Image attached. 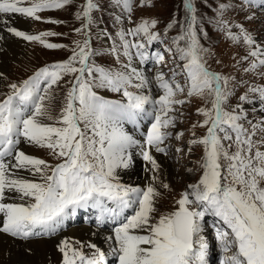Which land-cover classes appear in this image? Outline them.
<instances>
[{"label": "snow or ice", "instance_id": "obj_1", "mask_svg": "<svg viewBox=\"0 0 264 264\" xmlns=\"http://www.w3.org/2000/svg\"><path fill=\"white\" fill-rule=\"evenodd\" d=\"M72 3L73 0H0V31L48 50L62 49L64 45L47 40L62 34H29L11 26V18L19 15L61 24L62 21L42 18L40 13L64 9ZM115 3L122 5L129 23H134L133 0ZM145 5L150 7V0H140V7ZM234 6L221 3L218 14ZM97 7L94 0L80 6L75 18L84 23L74 29L76 33L88 34ZM183 8V22L174 16L163 35L151 31L157 26L155 19H144L127 32L118 33L122 55L127 60L119 69L96 65L91 60L96 53L90 38H86L82 43L74 41L67 60L42 67L28 79L8 85L9 92L0 99V233L22 240L50 234L77 209L93 208L99 211L98 223L109 220L117 224L108 239L113 242L111 250L118 264H208V244L201 233L207 223L205 218L211 216L220 222L216 236L224 253L221 264H264V121H248L250 127L246 128L241 123L246 119L242 109L226 110L231 94L229 78L210 71L207 65L208 51L198 38L194 0H183ZM177 24L179 34L171 41L175 52L172 47H165L164 52L183 61L185 83L176 80L174 70H170L169 79L162 70L157 71L154 80L162 94L153 99L145 93L151 88L148 77L133 66V60L138 59L142 65L165 64L162 52L150 53L148 49L154 43L163 44L167 31ZM218 24L229 40L246 46L247 54L241 59L252 58L246 72L264 68V45L240 25H234L240 30L234 34L223 20ZM129 36L134 39H126ZM111 51L119 62L120 51L115 47ZM65 76L73 77L67 81L71 87L59 113L53 116L55 88L61 86ZM96 88L118 93L123 99L107 100L94 91ZM249 91L258 93L264 103V87ZM193 97L211 105L197 109L204 119L192 126L206 128V134L189 141V151L192 145L203 147L202 174L179 194L174 211L157 218L154 213L158 211L156 198L160 193L153 183L140 188L117 181L116 170L129 167V150L137 144L123 131V125L151 119L141 155L151 165L152 181H156L159 165L151 150L165 151L161 145L172 135L167 129L175 127L176 122L170 113ZM240 100L246 101L247 96ZM181 136L183 133H178L176 138ZM22 140L50 150L60 162L50 165L27 155L18 149ZM21 172L38 176L39 180L28 179ZM162 187L167 189L169 185ZM128 209L132 214H125ZM75 243L79 247L68 240L61 241L58 248L62 264H105V252L95 244ZM85 246L92 251L85 253Z\"/></svg>", "mask_w": 264, "mask_h": 264}, {"label": "rangeland", "instance_id": "obj_2", "mask_svg": "<svg viewBox=\"0 0 264 264\" xmlns=\"http://www.w3.org/2000/svg\"><path fill=\"white\" fill-rule=\"evenodd\" d=\"M85 3L86 0H73V3L64 9L40 13L42 18L62 21L63 23L61 24L29 21V26H27L29 34H39L45 31L62 34L48 37L47 40L49 43L62 44L65 47L58 50H48L36 42H27L25 53H23L24 55L22 54V57L18 56L11 60L6 59L5 61L0 60V73L3 74V76H0V99H3L4 94L9 92V84L20 83L42 67L67 60L72 54L70 50L75 47L74 41L82 43L86 38H90L91 48L96 53L91 60L98 66L119 69L123 64L127 63V60L122 55V41L118 33L121 31L127 32L128 29L135 27L136 24L144 19H155L157 26L155 29H151V31L163 35L167 29V25L172 21L174 16L180 22H183L185 17L183 0H150V7L147 5L140 7V0H133L131 20L134 23H129L128 14L123 10L122 5L115 3V0H94V3L98 7L92 13L94 22L89 26L88 34L85 35L84 33H76L74 31V29L81 28L84 23L83 20H77L75 14L81 10L80 6ZM221 3H232L235 6L220 15L218 14V6ZM261 3L262 0H251L250 3H244L243 0H194V6L197 10L196 15L198 17V38L202 47L208 51V55L206 56L207 65L210 71L229 78L228 89L231 94L225 108L228 111L236 108L242 109V114L246 116V119L242 120L241 123L246 128L250 127L248 121H251L253 124L264 121V117L260 119V113L255 111L260 105L259 102H261L259 94H253L249 91L250 88L264 87V74H262L260 69L256 72L245 71L252 59L249 58V61L241 59L247 54L246 46L243 43L235 44L229 40L226 33L220 30L218 21L223 20L226 22L234 34H239L240 31L234 25L242 26L253 36L258 44L264 45V13L261 9ZM179 30V24H177L173 29L167 31L163 44L154 43L148 49L150 53L154 51L162 52L165 55V64L156 65L154 62H149L146 65H142L138 59L133 60L138 70L148 77L151 88L150 92L145 90V93L150 94L153 99H157L162 94L154 80L157 71L162 70L165 78L169 79L172 75L170 70H174L177 73L176 80L181 84L185 83V75L182 72L183 61L174 58L172 53L164 52L165 47H172L173 53L175 52L171 41L179 34ZM6 32V30L0 31V37H2L0 38V44H2L1 40L6 35ZM126 39L133 40L134 38L129 36ZM181 46H183V42ZM113 47L121 53L119 62L117 61L116 54L111 51ZM132 51L135 52L134 49ZM72 79V76H65L60 82L61 86L55 88V100L52 103L53 116L59 113L65 93L71 87L67 81ZM130 90L136 91L135 89ZM94 91L107 100L120 101L123 99L120 94L107 89L96 88ZM245 95L247 96V100L241 101L240 97ZM178 98L183 99L184 97ZM210 107V103L205 100L193 97L190 102L184 105H176L175 110L170 113V115L176 117L175 127L167 129L172 135L165 139L161 147L165 149V159L168 162L167 168H173V176H165L167 175L166 170L161 166L162 163H159V168L156 172L158 179L154 182V186L160 193L156 198V208L158 211L154 213V216L157 218L161 214L174 211L177 207L175 201L179 199V194L186 190L188 184L195 183L202 174L200 164L203 156V147L192 145L191 151H189V141L206 134V128L198 126L193 129L192 126L193 124L198 125L204 119L198 115L197 109ZM149 110H151L150 106ZM151 122V119H144L136 124L124 123L123 131L132 137L133 140H136V137L144 139L140 135L143 130L142 125L146 123L150 128ZM193 132H195V137H193ZM178 133H183V136L179 139L176 138ZM18 149L32 157L43 159L50 165L60 162L50 153V150L31 146L24 143L23 140ZM177 149H181V151L178 152ZM132 151L133 148L129 150L131 156L129 167L116 170L117 181L126 186L144 188L145 182H147L144 177L149 176L151 167H145L140 159L133 157ZM156 153L158 154V152ZM159 153L161 154V152ZM146 170L147 173L145 174ZM36 180H39L38 176ZM129 182L131 183L129 184ZM163 184H167L169 187L165 189L162 187ZM205 219L207 223L201 235L204 238H209L208 252L213 257L207 258V262L211 264L216 258L223 259L224 257L215 230V227H220V222L211 216H207ZM96 246L102 250L100 244H96ZM87 250L85 253L92 251L89 248ZM46 264H62V261L60 263L50 261Z\"/></svg>", "mask_w": 264, "mask_h": 264}, {"label": "bare ground", "instance_id": "obj_3", "mask_svg": "<svg viewBox=\"0 0 264 264\" xmlns=\"http://www.w3.org/2000/svg\"><path fill=\"white\" fill-rule=\"evenodd\" d=\"M29 21L30 19H25L19 15H14L11 18V26L16 27L18 30L29 33L27 30ZM1 41V61H5L6 59L11 60L18 56L22 57L24 55L23 53H25L27 42L20 38L13 37L8 32H6V35L3 36ZM134 64L135 62H133V66L136 67ZM142 126L143 130L140 135L144 139L141 137H136L135 141L137 144L135 147H133L132 156L140 159L145 167H151L150 164L143 160L141 155V146L145 144L146 134L149 129V126L146 123H143ZM18 147H20V145ZM151 154L157 161L158 165L159 163H162L161 166L164 167L167 174L165 176H173V168L171 167V169H168L166 166L168 162L165 159V152H161V154L158 152L157 154L155 149H152ZM146 173L147 170L145 174ZM20 175L27 176L28 179L36 180V177H32L24 172H21ZM152 176L153 172L150 170L149 176L144 177L147 180V182H145V187L149 183L154 184L155 181H152ZM130 183L131 182H129V184ZM125 214H132V209H128ZM98 216L99 211L97 209L79 208L75 211L74 215L66 218L53 233L33 236L27 240L17 239L6 233H0V264H46L50 261L53 263H60L63 259V256L59 251L58 246L60 245L61 241L64 240L72 242L76 247H79V245L75 243L77 241L83 245L100 244L102 251H104L106 254L105 264H118V259L111 250L113 242L108 239L114 235L113 229L117 226V224L109 220H105L103 223H98ZM205 240L209 246V238L205 237ZM87 248L88 247L85 246L83 251L85 252ZM211 256L213 257V255H210L208 252L207 257ZM218 264H221L220 259H218Z\"/></svg>", "mask_w": 264, "mask_h": 264}]
</instances>
